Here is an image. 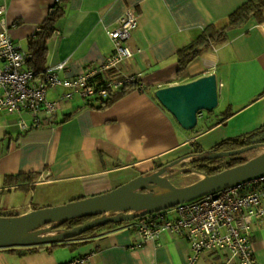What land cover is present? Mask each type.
<instances>
[{
	"label": "crops",
	"instance_id": "1",
	"mask_svg": "<svg viewBox=\"0 0 264 264\" xmlns=\"http://www.w3.org/2000/svg\"><path fill=\"white\" fill-rule=\"evenodd\" d=\"M247 1L66 0L64 10L57 11V0H0L12 36L26 50L42 23L56 14L61 33L48 41L47 69L67 62L59 71L61 77L103 64L114 49L110 31L129 7H136L141 16L129 41L135 53L118 70L138 75L144 86L104 108L97 107L102 100L86 105L75 94L63 100L55 117L31 129L19 125L28 115L1 112L0 215L24 214L103 193L129 177L157 171L159 164L178 161L170 169L175 171L176 165L206 155L219 142L263 126L264 21L252 18L231 28L224 43L194 59L186 74L179 76L178 51L207 27L227 24L230 14ZM211 73L219 79L220 104L213 112L204 110L195 128L185 129L156 91ZM67 91L59 86L48 92L56 99ZM230 108L233 114L224 119ZM198 149L206 152L192 155ZM7 176L14 179L11 186ZM16 194L21 200L29 195L30 201L6 207L8 196ZM15 210L20 211L11 212ZM135 221L68 241L0 247V264H74L78 257H86V264L189 263L191 245L186 237L162 230L145 239ZM251 240L259 263L264 264V217L256 222ZM197 264L220 262L201 259Z\"/></svg>",
	"mask_w": 264,
	"mask_h": 264
},
{
	"label": "built area",
	"instance_id": "2",
	"mask_svg": "<svg viewBox=\"0 0 264 264\" xmlns=\"http://www.w3.org/2000/svg\"><path fill=\"white\" fill-rule=\"evenodd\" d=\"M6 12V7L0 6V113L28 115L19 122L22 129L39 127L47 118L55 117L63 107V100L75 94L86 105H92L107 99L111 91L140 78L118 70L135 53L129 41L141 16L136 7H129L110 31L114 49L103 64L74 77H61L59 71L67 65L62 62L49 67L40 81L27 67L31 54L12 36ZM60 33V30L55 32ZM99 74L104 77L97 79ZM59 86L68 91L52 99L49 88ZM137 88H143V84ZM263 217L264 173L195 200L146 214L135 221V226L145 239L158 236L162 230L186 237L191 245L188 264H197L201 259L220 264H260L251 237L256 222ZM86 262V257L73 260L74 264Z\"/></svg>",
	"mask_w": 264,
	"mask_h": 264
},
{
	"label": "water",
	"instance_id": "3",
	"mask_svg": "<svg viewBox=\"0 0 264 264\" xmlns=\"http://www.w3.org/2000/svg\"><path fill=\"white\" fill-rule=\"evenodd\" d=\"M156 95L185 129H193L204 110L212 111L219 106V79L216 73L206 74L188 82L160 87ZM261 145L264 144L256 142L231 150H214L208 154L212 157L236 155ZM177 162L153 173L138 175L103 193L43 206L24 214L0 215V247L68 241L101 225L134 220L264 173L263 152L244 163L214 174L202 173L203 176L197 181L178 186L171 175L179 172L170 171ZM157 185L167 187V190L162 193L147 190ZM87 217L92 218L68 228L59 227Z\"/></svg>",
	"mask_w": 264,
	"mask_h": 264
},
{
	"label": "trees",
	"instance_id": "4",
	"mask_svg": "<svg viewBox=\"0 0 264 264\" xmlns=\"http://www.w3.org/2000/svg\"><path fill=\"white\" fill-rule=\"evenodd\" d=\"M66 0H57V11L64 10V4ZM252 18H257L261 22L264 21V0H249L239 6L236 10H234L230 16L229 21L222 27L209 26L207 27L194 41L188 44L186 47L181 48L178 51V60H179V76H184L186 74V70L188 65L197 57L205 54L207 51L212 49L215 46H218L224 43L227 40V33L231 28H235L238 26H242L248 23ZM56 14H51L40 26L39 30L30 38L29 40V51L31 57L28 60L27 67L33 70L36 74V79L41 80L44 78L45 73L47 72V58H48V41L49 39L55 35L57 30L56 27ZM104 77L103 74L97 75V79H101ZM182 78V77H181ZM143 84L140 81V78L135 83H129L125 86L121 87L118 90H113L110 93V96L107 99L102 100V104L97 106L98 108H104L112 104L118 98L126 94L127 92L133 90L138 85ZM144 87V86H143ZM230 111L224 117V119L228 118L229 115L233 114V108L229 109ZM214 110H212L213 112ZM49 119H46L45 123L48 122ZM264 133V125L260 128L248 132L246 134L231 137L219 142L213 149L209 152L218 150H231L243 147L245 145H249L252 143L260 142L264 144V137L260 135ZM206 150L198 149L196 152L192 153V155H201L204 154ZM245 153V152H244ZM229 155L223 157H212L208 153L202 157H198L193 159L189 165L190 170H187V173L198 171L206 174H214L223 169L233 167L235 165L244 163L249 159L243 157V154ZM167 166V164H159L157 168H162ZM29 178H35L34 175H30ZM14 179L11 177L6 179L7 186H11ZM20 188H25V186H21ZM142 217H138L134 220H137ZM127 222V221H126ZM124 222H114L108 223L105 225H101L98 228L91 229L87 233L82 235H86L93 230L105 228L113 225H119ZM80 235V236H82ZM16 250V249H12Z\"/></svg>",
	"mask_w": 264,
	"mask_h": 264
},
{
	"label": "rangeland",
	"instance_id": "5",
	"mask_svg": "<svg viewBox=\"0 0 264 264\" xmlns=\"http://www.w3.org/2000/svg\"><path fill=\"white\" fill-rule=\"evenodd\" d=\"M205 112L206 113H209V111H207V110H205ZM260 136L261 137H264V133L261 134ZM263 152H264V145H261L258 148H255L253 150H250V151L245 152L243 154V157L246 158V159H249V158L255 157V156H257V155H259V154H261ZM190 162L191 161L186 162L184 164H179V165H176L175 166V170L177 169L176 171H178L179 173L178 174L171 175V177L173 179V182L176 185H178V186L187 185L189 183H192L194 181H197L198 179H200L203 176L202 173L195 172V171L194 172H190V173H187L186 172V170H185L186 167L185 166H188ZM126 177H129V175L127 174ZM131 179H133V177L127 178V181H125V182H128ZM147 190L152 191V192H156V193H162V192H164V191L167 190V187H163V186L157 185V186H155V188H152V189L149 188ZM29 201H30V196L29 195L25 196L21 200L20 197H19V195L16 194V195H13V196H8L7 202H6L5 205H6V207L11 208L12 204H16L17 205L19 202L28 203ZM2 205H4V203ZM24 210L25 209H22L21 211L20 210H15V211H11V212H13L14 214H18L19 211L22 212ZM20 214H22V213H20ZM87 218L91 219L92 217H87ZM87 218L75 219V220H72L70 222H67L66 224H62V225H60V226L58 225V226L60 228H63V227H67L68 228V227H70L72 225H75L77 223H81L84 220H88Z\"/></svg>",
	"mask_w": 264,
	"mask_h": 264
},
{
	"label": "bare ground",
	"instance_id": "6",
	"mask_svg": "<svg viewBox=\"0 0 264 264\" xmlns=\"http://www.w3.org/2000/svg\"><path fill=\"white\" fill-rule=\"evenodd\" d=\"M87 219H89V218H87ZM84 221H86V220H84Z\"/></svg>",
	"mask_w": 264,
	"mask_h": 264
}]
</instances>
